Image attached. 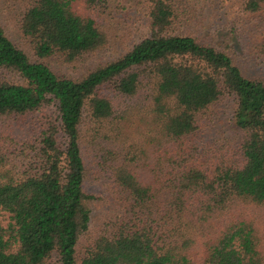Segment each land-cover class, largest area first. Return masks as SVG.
<instances>
[{"label":"trees","instance_id":"1","mask_svg":"<svg viewBox=\"0 0 264 264\" xmlns=\"http://www.w3.org/2000/svg\"><path fill=\"white\" fill-rule=\"evenodd\" d=\"M101 1L30 0L19 31L34 59L0 24V120L55 106L32 138L0 142V264H264V78L244 75L217 33L196 38L204 18L179 0H148V35L58 76L45 58L109 45ZM223 95L240 139L229 158L203 160L191 136ZM88 156L121 209L78 257L96 200Z\"/></svg>","mask_w":264,"mask_h":264},{"label":"rangeland","instance_id":"2","mask_svg":"<svg viewBox=\"0 0 264 264\" xmlns=\"http://www.w3.org/2000/svg\"><path fill=\"white\" fill-rule=\"evenodd\" d=\"M182 2L189 4L204 18V28H197L193 33L196 38L208 42L212 39L209 32L217 33L221 36L219 39L228 42V51L244 75L252 79L264 78V58L257 51V46L264 38V6L258 12L248 13L242 10L243 0H179L180 4ZM29 3L30 0H0V24L9 38L34 59L19 31L22 14ZM95 10L107 30L109 45L104 50L83 55L71 63L65 62L58 54L45 58L43 61L58 76L81 77L91 69L119 57L149 33L148 0H102ZM233 107V97L223 95L201 116L191 141L203 160H217L221 155L229 158L236 152L240 133L233 127ZM54 113L55 106L49 105L39 113L27 114L20 119L0 120V142H10L8 139L11 136L16 139L15 143L32 138L38 120L42 116L52 119ZM236 158H239L238 154ZM86 162L85 188L96 196V200L91 205L89 230L79 242L78 257L88 239L104 230L105 225L121 209L116 204L117 191L109 185L107 176L89 156Z\"/></svg>","mask_w":264,"mask_h":264}]
</instances>
